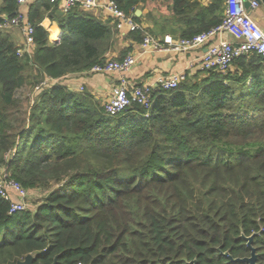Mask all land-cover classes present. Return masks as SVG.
<instances>
[{"label":"trees","instance_id":"trees-1","mask_svg":"<svg viewBox=\"0 0 264 264\" xmlns=\"http://www.w3.org/2000/svg\"><path fill=\"white\" fill-rule=\"evenodd\" d=\"M16 1H3L0 26L21 16L34 47L19 58L22 45L0 28V174L27 200H41L35 210L10 214L11 202L0 198V264L28 255L33 264H205L209 247H230L243 234L264 238L260 56L155 90L149 108L134 105L114 117L90 95L56 85L24 119L26 87L103 66L119 23L78 4L60 14L59 2L49 0L20 13ZM148 1L156 0H110L144 27L129 35L140 45L144 32L154 35L135 16ZM207 1H168L186 26L181 39L223 21L224 0ZM44 19L59 26L58 44L49 42Z\"/></svg>","mask_w":264,"mask_h":264},{"label":"built area","instance_id":"built-area-1","mask_svg":"<svg viewBox=\"0 0 264 264\" xmlns=\"http://www.w3.org/2000/svg\"><path fill=\"white\" fill-rule=\"evenodd\" d=\"M25 0H17L18 4H23ZM54 4L60 2L62 4L61 11L67 12L74 5H80L81 9L94 10L100 7L96 0H49ZM249 3L252 10L257 9L258 0H224L223 21L215 28L200 33L189 39H180L179 41L164 45L155 38L144 32L143 42L140 47L144 54L152 53H185L192 50H197L200 47L205 48V53L201 57V67L203 70L215 71L225 74L239 57L245 55L260 56L264 61V32L255 24L249 17L245 8V3ZM106 10L110 16L117 22H125L128 24L131 32L144 31V27L140 26L130 19L126 18L120 12L116 4L109 2ZM20 27L24 36L22 41V49L17 51V56L21 58L25 53H30L34 47L32 34L33 29L30 24L25 22L21 16L15 18H5L0 28L8 30L10 28ZM236 32L240 35L242 42L238 45L222 39L223 34ZM215 43L211 44L212 41ZM103 66H96L89 70L91 73H109L117 72L119 74L130 71L136 61L133 56L127 55L122 61L106 60ZM183 76H161L155 86L142 85L135 86L130 83L124 76L119 79V85L112 91L108 101L104 105V113L107 116L114 117L121 114L124 110L134 105L149 108L151 94L155 90H172L176 89ZM59 80L45 78L40 84L34 86L33 91L42 93L45 90H50L56 85H60ZM0 180V198L7 202H11L10 214L23 212L26 210V192L14 181L7 180L6 174ZM3 181V182H2ZM13 193L12 196L10 193Z\"/></svg>","mask_w":264,"mask_h":264},{"label":"crops","instance_id":"crops-1","mask_svg":"<svg viewBox=\"0 0 264 264\" xmlns=\"http://www.w3.org/2000/svg\"><path fill=\"white\" fill-rule=\"evenodd\" d=\"M3 1L4 0H0V7ZM35 1L36 0H25L23 4H18L20 13L26 12L30 4ZM168 1L169 0L148 1L147 4H142L140 10L136 11L139 12V16L135 15L137 18L141 17L140 21L145 23V26L153 31L154 35L152 37L164 45L179 41L181 39L180 31L186 27L175 18L172 12V5ZM198 1L201 7L208 4L207 0ZM96 2L100 4V7L92 10L93 14L103 20L107 18L112 19V16H110L109 12L106 10V6L109 4L110 0H96ZM58 4H60L62 8V4L60 2ZM246 10L249 17L264 32L263 2L259 3L255 10L250 9V7ZM196 12L197 8L194 10V14H196ZM148 15L152 17L149 20H147ZM42 26L43 28L45 27L49 33V42L58 44L61 36L59 26L50 23L48 19L43 20ZM161 28L165 29L160 31ZM117 29L118 34L115 35V46L117 47L113 52L106 55V60H110L108 58H111L112 61H118L117 59L120 57V53L125 50L127 55L133 56L136 61V64L130 71L122 74L117 72L98 74L86 71L82 74L65 76L58 81L59 84L63 87L65 86L70 92L77 94L86 93L90 95L93 101L98 102L104 110V105L108 101L107 99L110 97L112 91L119 85V79L122 78V76L135 86H155L161 76H183L185 80L192 77H201L204 74L201 67V57L205 53L207 45L197 50L180 54L165 52L144 54L140 44L131 41L129 37L131 31L128 24L120 22ZM7 32H10L8 34L11 36L13 42L22 45L24 34L20 27L10 28ZM221 38L234 45H238L243 41L236 32L223 34ZM215 42L216 40L212 41L210 45ZM259 73H261V77L264 78V70H260ZM252 81L253 79L248 80L247 87L252 86Z\"/></svg>","mask_w":264,"mask_h":264},{"label":"flooded vegetation","instance_id":"flooded-vegetation-1","mask_svg":"<svg viewBox=\"0 0 264 264\" xmlns=\"http://www.w3.org/2000/svg\"><path fill=\"white\" fill-rule=\"evenodd\" d=\"M250 237L251 241L248 240ZM261 237L263 232L251 236L243 234L230 247H209L210 254L205 256V264H264V238Z\"/></svg>","mask_w":264,"mask_h":264},{"label":"rangeland","instance_id":"rangeland-1","mask_svg":"<svg viewBox=\"0 0 264 264\" xmlns=\"http://www.w3.org/2000/svg\"><path fill=\"white\" fill-rule=\"evenodd\" d=\"M5 32H7V30ZM108 59L112 60L111 58H108ZM28 86L26 87V89L23 92L24 96L21 99L22 104H20V107H19V111L22 112V115H23L24 119L29 117V113H30V110H31L30 108L35 103L36 97L40 94V93H37V92L33 91L34 86H31V87H28ZM4 176H5V171L3 170L1 172V174H0V180H2L1 178H3ZM10 194L12 196L14 195L12 192ZM35 196H37V195L36 194H32V195L28 196V200L26 201V209L35 210L37 208V205H38V203L40 202L41 199L38 198V196L37 197H35Z\"/></svg>","mask_w":264,"mask_h":264},{"label":"water","instance_id":"water-1","mask_svg":"<svg viewBox=\"0 0 264 264\" xmlns=\"http://www.w3.org/2000/svg\"><path fill=\"white\" fill-rule=\"evenodd\" d=\"M259 3H262L264 4V0H258ZM249 7V3L246 2L245 3V8L247 9ZM60 14H63L62 12H60ZM136 16H139V12H136L135 14ZM249 241L252 240V237L248 238ZM33 260H34V257H32L31 255H28L25 257V260L24 261H21V262H18L17 264H33Z\"/></svg>","mask_w":264,"mask_h":264},{"label":"bare ground","instance_id":"bare-ground-1","mask_svg":"<svg viewBox=\"0 0 264 264\" xmlns=\"http://www.w3.org/2000/svg\"><path fill=\"white\" fill-rule=\"evenodd\" d=\"M17 2V1H16Z\"/></svg>","mask_w":264,"mask_h":264}]
</instances>
